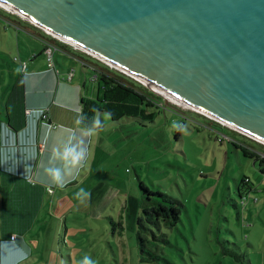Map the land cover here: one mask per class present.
<instances>
[{
  "label": "rangeland",
  "instance_id": "obj_1",
  "mask_svg": "<svg viewBox=\"0 0 264 264\" xmlns=\"http://www.w3.org/2000/svg\"><path fill=\"white\" fill-rule=\"evenodd\" d=\"M5 22L0 19V27ZM28 47L37 48L23 44L24 50ZM84 55L129 86L154 93ZM11 59L9 65L17 71ZM154 95L159 104L151 111L154 122L145 128L126 123L100 143L94 177L112 189L93 188L90 180L69 195L58 191L45 196L28 212L30 220L13 219L15 234L29 227L28 256L19 264H82L86 257L95 264H146L138 246L137 217L133 229L128 220L141 212V183L183 205L181 222L166 230L172 246L163 255L168 263L159 264H264V166L233 144L264 158V143ZM173 121L185 130L173 129ZM81 189L89 195L77 198ZM3 210L14 211L16 205L9 201Z\"/></svg>",
  "mask_w": 264,
  "mask_h": 264
},
{
  "label": "water",
  "instance_id": "obj_2",
  "mask_svg": "<svg viewBox=\"0 0 264 264\" xmlns=\"http://www.w3.org/2000/svg\"><path fill=\"white\" fill-rule=\"evenodd\" d=\"M0 3L264 142V0Z\"/></svg>",
  "mask_w": 264,
  "mask_h": 264
},
{
  "label": "crops",
  "instance_id": "obj_3",
  "mask_svg": "<svg viewBox=\"0 0 264 264\" xmlns=\"http://www.w3.org/2000/svg\"><path fill=\"white\" fill-rule=\"evenodd\" d=\"M0 19L6 21L4 28L0 27V213L4 207L3 189L8 191V198L11 196L9 201L14 202L16 210L20 209L17 208L18 204L28 209L34 203L29 195L35 191L41 194L42 203L47 195H56L58 191L62 196L69 195L90 180L93 188L112 189V186L94 177L100 143L118 128L126 126V123L145 127L127 117L114 122L106 112L95 114L94 118H99L101 128L89 138V158L75 179L63 188L50 187L37 179L42 162L53 168L62 167L60 152L86 142L87 128L81 122L83 101L96 102L101 98L103 83L99 75L109 74V71L96 65L83 53L58 41L55 43L62 52L55 55V69L51 70L44 53V42L52 39L40 29L8 13L0 11ZM23 44L35 45L37 48L28 47L24 50ZM11 55H14L13 60ZM8 59L17 65V71L9 65ZM20 63L26 64L24 71ZM95 76H98L96 80ZM27 111L31 113L27 114ZM43 112L47 119L42 118ZM105 118L109 123H106ZM71 133L73 135L69 139ZM53 146L60 147V152L55 156L51 152ZM49 189H53L54 193L50 194ZM20 190L27 197L23 200L25 203L14 201ZM138 216L139 210L134 218H128L132 229ZM13 219L17 218L11 216L12 227ZM27 233L15 234L12 230L10 234L2 235L0 230V248H7L8 252H14L16 247L21 248L27 257ZM12 236H16L14 241L11 240ZM6 255V252L0 251V261Z\"/></svg>",
  "mask_w": 264,
  "mask_h": 264
},
{
  "label": "trees",
  "instance_id": "obj_4",
  "mask_svg": "<svg viewBox=\"0 0 264 264\" xmlns=\"http://www.w3.org/2000/svg\"><path fill=\"white\" fill-rule=\"evenodd\" d=\"M103 83L101 98L92 101H83V112L81 122L85 128H90L91 123L95 117L96 112H106L110 114L114 122H118L123 118H131L140 126L146 127L147 122H154L156 113L151 112L152 108L158 107V100L155 98L154 93H147L136 87L129 86L128 84L115 76L106 73L99 75ZM160 103H162L160 101ZM236 148H241L244 154L250 158L260 160L261 166H264V158H261L255 152L250 151L246 146H240L233 143ZM264 172V170H262ZM140 188L144 194L141 196V212L137 218V240L142 257V261L146 264H159L166 262L164 252L166 249L172 247L171 241L166 233L167 229H173L181 222V206L177 200L169 197L160 192H151L149 188L140 184ZM5 189H3V208L0 213V230L2 235L10 234L11 226H4L5 220L11 222L10 218L13 215L15 218H28V212L31 208H38L42 200L41 194L35 191L29 195L30 199H34V203L27 209L26 206L18 204L19 210L9 211L6 213L4 208L10 198ZM20 194L15 197V201L20 203L27 197L24 191L20 190ZM24 202V201H23ZM25 203V202H24ZM35 219V218H34ZM28 226L20 227L21 234H25L29 230ZM24 262V261H22Z\"/></svg>",
  "mask_w": 264,
  "mask_h": 264
},
{
  "label": "clouds",
  "instance_id": "obj_5",
  "mask_svg": "<svg viewBox=\"0 0 264 264\" xmlns=\"http://www.w3.org/2000/svg\"><path fill=\"white\" fill-rule=\"evenodd\" d=\"M105 115L107 116V114ZM171 127L175 130L184 131L186 126L173 121ZM99 128L100 120L97 117L93 119L91 127L85 132L86 142H82L80 146L71 149L64 148L62 152H60L59 146H53L51 148V152L54 156L60 152V158L63 162V166L53 168L48 166L45 162H42L40 169L37 172V179L39 182L47 184L50 187L54 185L56 187L63 188L66 183L75 179L79 175L80 169L84 167L89 158V138L96 134ZM72 135L73 134L71 133L69 139H71ZM82 195L87 196L89 194L84 189H81L76 196L79 198ZM0 251L7 253L5 259L0 261V264H9V260H11V264H19V261L26 258V253L23 249L18 247L15 248L14 252H8L7 248H0ZM82 264H95V261L86 257L84 261H82Z\"/></svg>",
  "mask_w": 264,
  "mask_h": 264
},
{
  "label": "built area",
  "instance_id": "obj_6",
  "mask_svg": "<svg viewBox=\"0 0 264 264\" xmlns=\"http://www.w3.org/2000/svg\"><path fill=\"white\" fill-rule=\"evenodd\" d=\"M0 9H2L3 11H5L6 13H8V14H10V15H13V16H15V17H17V18H20V20H22V21H24V22H27L28 24H31L32 26H34V27L40 29L42 32H44L47 36H49V37L52 39V40L49 41V42H48V41L44 42V53H45V56H46V59H47V63H48L49 69H51V70L55 69V55H56L57 53H61V52H62V49H61V48L55 43V41H58V42H60V43H63L64 45H67V46L73 48V49L76 50V51H79V52H81V53H84V54H86V55H88V56H90V57L96 59V57H94L93 55L89 54L88 52H86V51L80 49L79 47H77V46H75V45H73V44H71V43H68V42H66V41H64V40H62V39L56 37V36L53 35L52 33H50V32H48V31H46V30H44V29L38 27V26H37L36 24H34L33 22H31V21H29V20H27V19H24L23 17L19 16L17 13H15V12L9 10L8 8L6 9V7L4 8V7L0 6ZM97 60H99V59L97 58ZM15 61H18V59H15ZM99 61L102 62L103 64H105L106 66H108L109 68H112L111 66L107 65V64L104 63L103 61H101V60H99ZM20 66H21V69L24 71L25 68H26V64H25V63H20ZM112 69H113V68H112ZM72 74H73V73H72ZM124 74H125V73H124ZM126 75H127V74H126ZM129 77H130V76H129ZM97 78H98V76H95V80H96ZM131 78H132V77H131ZM133 79H134V78H133ZM138 82H139V81H138ZM139 83H140V82H139ZM191 111H193V110H191ZM193 112H195L196 114H198V115H200V116H203V117H205V118H207V119H209V120H211V121H213V122H215V123H217V124H219V125H221V126H223V127H226V128H228V129L232 130L233 132L237 133L238 135L245 136V137H247V138H249V139H251V140H253V141L259 142L258 140H255L253 137H250V136L244 135V134H243L241 131H239V130H235V129H232V128H230V127H227L226 125H224V123H222V122H220V121H217V120H215V119H212V118L208 117L207 115H205V114H203V113H199V112H197V111H193ZM29 113H31V111H27V114H29ZM41 114H42V118H43V119H47V115H46L44 112L41 113ZM49 126L52 127V125H49ZM228 140H229V141H232L231 139H228ZM233 142H235V141H233ZM235 143H236V142H235ZM259 143H260V142H259ZM260 144H263V143H260ZM263 145H264V144H263ZM49 193H50V194H53V193H54L53 189H49ZM15 239H16V236H12L11 240L14 241Z\"/></svg>",
  "mask_w": 264,
  "mask_h": 264
},
{
  "label": "bare ground",
  "instance_id": "obj_7",
  "mask_svg": "<svg viewBox=\"0 0 264 264\" xmlns=\"http://www.w3.org/2000/svg\"><path fill=\"white\" fill-rule=\"evenodd\" d=\"M1 4V3H0ZM0 6H2V7H4L5 8V6L4 5H0ZM8 7H6V9H7ZM9 9V8H8ZM9 10H11V9H9ZM12 11V10H11ZM16 13V12H15ZM19 16H21V17H23L24 19H27V20H29V21H31V19H29V18H27V17H25V16H23V15H21V14H18ZM32 22V21H31ZM62 40H64V39H62ZM64 41H66V42H68V43H71V42H69V41H67V40H64ZM73 44V43H72ZM83 49V48H82ZM94 57H95V55H94ZM99 59V60H101V61H103L104 63H106L107 65H109V66H111L112 68H114V69H117V70H119V71H122L123 73H125V74H127L128 76H130V77H132V78H134L135 80H137V81H139V82H141L142 84H144L145 86H149L148 85V83L145 81V80H143V79H141V78H139L138 76H136V75H133V74H131V73H129V72H127V71H125V70H123V69H120V68H118V67H116L114 64H112V63H110V62H108V61H106V60H103L102 58H99V57H97L96 56V59ZM153 89H155V91H157L158 93H160L161 95H163L166 99H167V101L169 102V103H171V104H174V105H176V106H178V107H181V108H184V109H187V110H193V111H197V112H199V113H203V114H206L205 112H203L201 109H199V108H197L196 106H193V105H191L190 103H188V102H186V101H184V100H182V99H180V98H178V97H176V96H174V95H172V94H170V93H168V92H166V91H164V90H161V89H158V88H155V87H152ZM208 117H210V118H212V119H215V120H218V119H216L215 117H212V116H210V115H208V114H206ZM219 121V120H218ZM220 122H222V123H224L223 121H221L220 120ZM224 125H226L227 127H230V128H232V129H235V130H238V129H236V128H234V127H232L231 125H228V124H226V123H224ZM240 131V130H239ZM242 132V131H241ZM244 135H246L244 132H242ZM247 136H249V135H247ZM251 137V136H250ZM255 139V138H254ZM255 140H257V139H255ZM259 142H261L260 140H258ZM261 143H264V142H261Z\"/></svg>",
  "mask_w": 264,
  "mask_h": 264
}]
</instances>
